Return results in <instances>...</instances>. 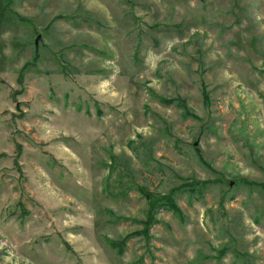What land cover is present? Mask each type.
Listing matches in <instances>:
<instances>
[{
	"label": "rangeland",
	"instance_id": "1",
	"mask_svg": "<svg viewBox=\"0 0 264 264\" xmlns=\"http://www.w3.org/2000/svg\"><path fill=\"white\" fill-rule=\"evenodd\" d=\"M0 264H264V0H0Z\"/></svg>",
	"mask_w": 264,
	"mask_h": 264
},
{
	"label": "water",
	"instance_id": "2",
	"mask_svg": "<svg viewBox=\"0 0 264 264\" xmlns=\"http://www.w3.org/2000/svg\"><path fill=\"white\" fill-rule=\"evenodd\" d=\"M40 36L39 35H36L35 38L33 39V46L34 48H36V45H37V41L39 40ZM232 183L229 182V186H231Z\"/></svg>",
	"mask_w": 264,
	"mask_h": 264
}]
</instances>
